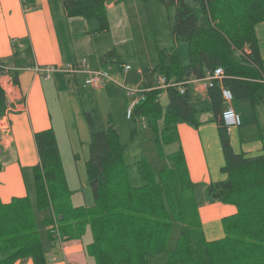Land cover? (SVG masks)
Masks as SVG:
<instances>
[{"label":"trees","instance_id":"1","mask_svg":"<svg viewBox=\"0 0 264 264\" xmlns=\"http://www.w3.org/2000/svg\"><path fill=\"white\" fill-rule=\"evenodd\" d=\"M108 1L65 0L64 10L70 18L97 20L94 33L108 32ZM162 1L176 8L171 29L176 43L188 44V64L182 62L176 46L159 49L157 63L144 71L147 81L156 75L178 82L204 79L208 72L222 67V84L234 99L249 98L252 104L264 101L256 34V26L264 22V0H191L199 10L186 0ZM220 81L209 90L216 100L213 104L224 101ZM162 94L161 90L146 93L132 116L148 122L157 135L160 156L166 160L159 172L146 158L136 162L142 186L130 182L126 146L114 127L95 131L85 112L92 139L86 164L94 193L92 207L73 206V191L54 130L35 133L40 160L33 167L36 208L53 210V216L45 221L50 245H60L57 232L66 242L82 239L89 228L92 242L86 251L96 264H150V254L160 253H165L166 259L157 264H264V155L236 154L222 136L226 157L222 172L227 178L204 186V192L209 201L234 205L237 212L223 218L225 236L208 241L199 216L198 185L190 179L184 155L182 151L164 153L165 146L178 141L179 123L201 125L199 110L187 90L181 94L177 88L168 89L166 106L161 103ZM6 108L7 97L0 83V116ZM34 211L29 196L13 198L7 204L0 199V264H14L23 258L47 263ZM175 224L181 233L176 245L169 248Z\"/></svg>","mask_w":264,"mask_h":264},{"label":"crops","instance_id":"2","mask_svg":"<svg viewBox=\"0 0 264 264\" xmlns=\"http://www.w3.org/2000/svg\"><path fill=\"white\" fill-rule=\"evenodd\" d=\"M63 1L65 0H60L57 17L55 6L52 5L55 0H0V63L9 69V73L0 79L7 97V108L0 116V199L4 204L16 197H30V192L34 190L33 167L40 162L34 135L53 129L65 164L68 184L73 191V206L94 205L93 189L88 173L86 175L90 145L88 151L85 147L80 148L81 136L76 128V117L83 115L81 90L86 88L85 84L81 85L79 76L86 79L88 73L73 75L58 72L50 80H44L28 69L30 66L49 64L64 67L86 60L89 70H100L98 57L105 52L94 44L98 33L93 30L98 27V21L94 24L93 20L83 17H68ZM118 2L120 1H108L107 4L110 31L113 26L109 12ZM256 34L262 58V68L259 71L264 85V22L256 26ZM93 58L98 59L96 64L92 62ZM112 61L118 60L113 58ZM156 63L157 60L155 63L151 62L149 69ZM108 69L115 71L113 66ZM144 71L145 69L141 71V88L154 83V78L147 81ZM113 79L116 80L114 77ZM219 84L223 89L222 80ZM104 87L105 85L97 89ZM210 88L206 80L192 81L185 86L192 104L199 110L201 125L195 127L179 123V139L170 144L175 145V149L166 154L182 151L190 179L198 185L196 196L204 235L208 241H216L225 236L223 218L235 214L237 209L234 205L209 201L205 196L204 186L227 178L222 172L226 165L222 136L229 140L236 154L244 153L246 157L264 155V101L252 104L249 98L233 97L231 102L213 104L216 100L210 97ZM161 91L162 95L167 96V90ZM227 106L234 108L241 116L240 126L226 128L221 125V113ZM80 126H83V122H80ZM83 149L87 154L80 157L78 154ZM64 150L67 157L69 154L75 169H67ZM91 242L89 228L82 239L62 242L57 248H52L47 239L48 246H43L46 264H96L86 251ZM164 260L155 258L151 262L150 259V264ZM14 264L35 263L31 258H23Z\"/></svg>","mask_w":264,"mask_h":264},{"label":"rangeland","instance_id":"3","mask_svg":"<svg viewBox=\"0 0 264 264\" xmlns=\"http://www.w3.org/2000/svg\"><path fill=\"white\" fill-rule=\"evenodd\" d=\"M115 1L109 0V2ZM186 1L194 9L199 10V6L191 0ZM52 5L55 6L54 12L58 17L60 0H55V4ZM109 13L113 30L99 32L94 38V44L101 47L105 52L101 57L100 55L98 57L101 66L98 69L109 72L117 82H108L103 89H97V87L86 84V80L88 81L91 78L90 74H88V78L86 79L82 75L79 76L81 85L86 84L84 85L86 88L81 90V96L84 102L83 115L76 117V128L79 130L82 142L79 141V146L80 148L85 147L88 151V146L92 140L90 124L84 113L85 110L89 114L95 131H105L110 126L114 127L120 137L121 144L124 147L126 146V161L130 165V182L133 186H142L143 180L139 175L136 162L142 158H146L153 169L159 172L165 167L166 160L160 156V151L156 143L157 135L150 128L148 122L143 118H127L126 111L130 98L126 89L137 85L139 88L141 87L139 84L143 79L141 71L143 69L148 70L151 62H156L159 49L176 46L180 52L182 62L186 64L188 62V44L186 42H175L171 22L176 14V8L167 5L162 0H122L116 3ZM96 21L93 19L92 22L97 24ZM98 51H100L99 48ZM113 58L118 61L113 62ZM92 62L96 64L98 59L93 58ZM126 64L132 67L127 73L121 67ZM53 66L57 65L53 64ZM109 66H113L115 71H109ZM116 71H118L119 75ZM160 99L163 106L168 104V96L161 95ZM80 122H83V126H80ZM85 149L78 154L80 157L87 154ZM174 149L175 145L166 146L164 153H170ZM64 156L67 169L70 167L75 169L74 163L70 161L69 154L67 157L66 150H64ZM30 179L31 177L29 176L28 182H30ZM32 188L34 190L30 192V199L35 207L34 213L37 228L43 245L47 247V225L45 221L47 218L53 216V212L52 209L39 210L36 208L34 181L32 182ZM180 233L179 224H175L168 239L169 248L176 245ZM149 258L151 262L155 258L166 259V254H150Z\"/></svg>","mask_w":264,"mask_h":264},{"label":"built area","instance_id":"4","mask_svg":"<svg viewBox=\"0 0 264 264\" xmlns=\"http://www.w3.org/2000/svg\"><path fill=\"white\" fill-rule=\"evenodd\" d=\"M86 60H82L80 63L69 64L66 67H58L53 65H35L28 67L29 70L34 71L37 75H40L44 80H50L54 74L58 72L78 74L80 72H86L91 75L90 80H86L87 85L93 87H101L110 81L117 82L113 77L105 71L89 70L87 68ZM124 72H128L132 69L130 65L121 66ZM9 73V69L2 63H0V78ZM225 72L222 67L216 68L214 71L208 72L204 79H188L182 82H178L174 79H167L164 75L154 76V83L152 86L146 88H139V86H132L125 88L130 98V102L126 111L128 119H132L134 111L138 104L145 100L146 93L154 90H168L170 88H177L181 94L185 93V86L192 81L206 80L208 85L212 87L216 81H220L224 78ZM85 84V85H86ZM222 95L225 103L233 100V95L229 89L223 88ZM135 97V99H134ZM221 121L226 128L237 127L242 124L241 116L231 106H227L221 113ZM58 230V229H57ZM59 243L62 244L63 239L57 232Z\"/></svg>","mask_w":264,"mask_h":264}]
</instances>
